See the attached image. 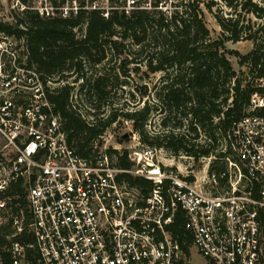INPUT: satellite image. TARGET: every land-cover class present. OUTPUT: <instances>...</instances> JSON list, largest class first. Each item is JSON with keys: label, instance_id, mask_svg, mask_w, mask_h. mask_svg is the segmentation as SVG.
I'll return each instance as SVG.
<instances>
[{"label": "built area", "instance_id": "built-area-1", "mask_svg": "<svg viewBox=\"0 0 264 264\" xmlns=\"http://www.w3.org/2000/svg\"><path fill=\"white\" fill-rule=\"evenodd\" d=\"M9 2L16 13L57 11L51 0ZM58 10L66 17L77 6ZM245 67L250 73L251 63ZM260 69L252 72L244 114L199 170L163 164L138 134L130 169L103 148L105 135L84 157L69 143L39 79L26 100L0 93V229L9 232L0 264L7 253L10 264H192L195 252L204 264H264ZM17 80L15 73L4 82L12 88ZM127 175L150 186H134Z\"/></svg>", "mask_w": 264, "mask_h": 264}, {"label": "trees", "instance_id": "trees-1", "mask_svg": "<svg viewBox=\"0 0 264 264\" xmlns=\"http://www.w3.org/2000/svg\"><path fill=\"white\" fill-rule=\"evenodd\" d=\"M51 1L57 8L55 16L29 10L15 24L0 20V33L25 42L28 69L41 79L53 114L60 118L69 143L84 157L92 154L95 143L122 117L133 123L144 146L200 162L215 153L220 137L244 114L254 90L250 81L243 83L238 77L229 55L239 58L242 65L251 63L249 74L260 66L264 73V44L257 37L259 31L264 32V22L252 33L250 25L241 26L240 18L217 14L223 32L212 38L205 8L213 12L218 5L215 0ZM222 1L235 12L245 10L264 19V0ZM67 2L76 4L77 11L64 17L58 8ZM242 40L254 42L250 53L227 48V42ZM115 61L120 62L117 72L102 68L88 75ZM159 73L162 77L153 88L145 81L133 89L147 98L143 106L136 104L134 110L112 106L115 87L126 85L133 74L150 80ZM74 76L75 83L81 81L80 94L99 103L93 114L98 120H88L74 105L75 86L69 82ZM56 78L64 84L48 87ZM106 106H112L109 114L103 110ZM154 113L166 114L161 123L168 133L149 130ZM202 133L208 140L204 144L198 142ZM131 135H123L121 141L130 140ZM108 152L116 154L118 166L133 167L127 150ZM125 179L134 186H150L144 178L127 175ZM8 235L0 229L1 247L8 244ZM4 256L10 264V254Z\"/></svg>", "mask_w": 264, "mask_h": 264}, {"label": "rangeland", "instance_id": "rangeland-1", "mask_svg": "<svg viewBox=\"0 0 264 264\" xmlns=\"http://www.w3.org/2000/svg\"><path fill=\"white\" fill-rule=\"evenodd\" d=\"M37 4H38V0ZM210 1V0H207ZM218 2L213 9V12H210L207 8H205V21L207 26L211 31L212 38H219L222 36V27L220 26L216 15L219 14L224 16V18H240L241 19V26H251L252 33L256 32L258 29L262 27L264 19H259L253 14H248L245 10H239L235 12L234 10L229 9L225 6L222 0H215ZM258 1L259 0H255ZM132 4V0L129 2ZM65 6L71 10L73 8L72 4L67 2ZM23 17V13H16L11 10L9 0H0V20L3 22H9L11 24H15L19 18ZM250 21V24H249ZM258 43L263 45L264 44V32H258ZM24 41H19L14 39L13 37L7 36L5 34L0 33V93L3 98L10 99V100H26L34 91L32 88L33 84L38 83L39 77L28 68V61L25 51ZM227 48L229 50H238L242 55H246L250 53L254 49V42L251 40H242L237 43L234 42H227ZM229 59L232 61V64L238 73V77L245 81L253 80L252 74H246V67L242 65L240 59L229 55ZM102 68H105L107 71H111V73L117 72L120 68V62L116 63V61L112 64H106L105 67H97L92 72L89 71L88 75L100 73ZM17 74L18 80L13 81V86L15 89L19 88L20 91L15 92V89L9 88L6 86L4 80L10 74ZM135 74V73H134ZM132 75L131 79H128V83L124 86H116L114 91L111 103L113 107L123 108L125 110H134L136 108V104L139 106H143L145 99H143L142 95L139 93H135L133 89H135L136 85H141L145 81L149 83L150 88H153L154 85L160 80L162 77V73L152 75L150 80H142L141 74L140 75ZM31 77V78H30ZM56 80L49 81L48 87L54 89L63 85L64 83L58 82ZM76 76L69 78V82L74 85L73 96H74V105L81 111V113L90 121L99 119L95 117L93 114L96 112V106L99 104L97 103L96 99L93 97L85 96L81 93V81L75 83ZM41 81V79H39ZM111 106V107H112ZM111 107H104L103 110H106V114L110 113ZM165 115H158L154 113L151 117V122L149 124V130L154 132L157 131L160 134L168 133V129L162 126V120L165 118ZM132 134L130 140L122 142L121 137L123 135ZM134 134H138L133 129V123L128 121L124 118H120V120L113 124L111 127L108 128L106 131L105 139L103 140V148H110L115 150L119 148L123 151H132L134 148ZM140 140L141 137L138 134ZM198 142L205 143L208 142L207 137L202 135L198 139ZM163 164H171L175 166H179L185 168V166H193L195 170L202 169L203 166L206 164L207 161H200L196 162L194 159H188L183 155L179 157H175L171 155L166 150H158V157H157ZM115 161L117 159L115 158ZM204 259L199 256L196 252L194 253L192 264H204Z\"/></svg>", "mask_w": 264, "mask_h": 264}]
</instances>
